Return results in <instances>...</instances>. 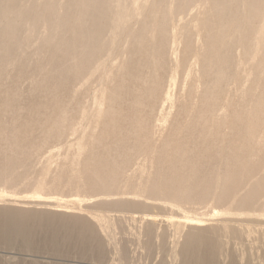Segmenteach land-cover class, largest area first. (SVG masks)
Returning <instances> with one entry per match:
<instances>
[{
	"label": "bare ground",
	"instance_id": "6f19581e",
	"mask_svg": "<svg viewBox=\"0 0 264 264\" xmlns=\"http://www.w3.org/2000/svg\"><path fill=\"white\" fill-rule=\"evenodd\" d=\"M191 4L197 5L196 20L174 30L178 13H186ZM238 45L244 47L245 55L251 50L255 53L249 61L262 57L264 0H0V186L11 189L0 190V204L33 205V209L0 205V243L9 245L20 238L30 248L39 231L42 244L57 253L61 242L78 241L86 249L101 235L110 237L114 226L101 207L125 211L146 206L145 200L165 199L172 207L189 201L191 189L184 192L180 183L167 187L156 181L136 186L134 200L105 199L110 196L104 180L109 179L108 170H95L99 163L86 170L80 159L101 140L96 134L116 116L122 94L131 99L134 111L144 100L154 103L162 78L168 72L169 81L174 83L188 53L209 79L205 100L214 99L215 90L226 83L232 67L230 55ZM169 47L182 50L183 57L174 60L168 71ZM213 51L218 53L216 58L210 55ZM93 82L98 83V89L93 90ZM171 96L166 94L165 100L171 101ZM68 129L77 135L76 142L68 144L57 159L55 155L42 157L37 168L39 154L33 142L47 145L62 140ZM86 183L88 188L100 190L95 196L103 198L86 204L91 197L84 193ZM28 186L30 200L13 198L22 194L17 188ZM247 186L250 192L242 195L243 187L232 195L227 187L204 196L231 200L239 194L236 201L243 204L248 193L255 194L256 185ZM64 190L73 193H55ZM54 195L57 197L52 198ZM64 198H73L68 208L87 214L53 210L49 200H58L56 207H63L59 202ZM63 203L67 205V201ZM232 210L215 214L224 218L216 227L200 228L202 219L195 217H185L192 223L169 222L179 232L188 228L174 252L179 264H220L221 259H227V264H242L236 256L221 252L220 239L236 235L239 228L235 225L233 229L230 223H249L236 218ZM134 220L146 223L148 235L152 232L155 221L151 215ZM252 233L246 225L244 234Z\"/></svg>",
	"mask_w": 264,
	"mask_h": 264
},
{
	"label": "rangeland",
	"instance_id": "374dc122",
	"mask_svg": "<svg viewBox=\"0 0 264 264\" xmlns=\"http://www.w3.org/2000/svg\"><path fill=\"white\" fill-rule=\"evenodd\" d=\"M187 10V15L184 12L178 13L174 30H177L178 25L179 30L184 23L196 20L197 5L191 4ZM195 45L199 43L196 42ZM244 50L241 45L234 48L230 55L232 67L227 71L226 83L215 90V98L210 101L204 98L209 79L203 75L202 66L194 60L192 53L186 54L185 62L179 67L176 85L169 81L168 72L162 78L154 103L149 104L144 100L137 107L138 110L134 111L130 105L131 99L125 93L122 94L117 101L119 111L115 113L116 116L108 127L96 134L101 140L95 143L94 150L80 159L82 167H87L86 170L95 168L93 163L100 164L95 170H108L109 179L104 180L108 181L106 185L109 188L105 189L111 197L105 196V199L134 200L136 186L156 181L167 187L180 183L184 192L191 189L189 201L172 207V203L165 199L145 200L148 203L146 206L125 211L101 207L104 208L103 213L109 215L114 223L110 237L101 235L90 242L86 249H82L78 241L61 242L57 253V250L42 244V234L37 231L33 247L30 248L20 238L9 245L0 243V264H179V259L174 258V252L179 250L183 234L188 228L179 232L169 222L184 224L188 221L185 217H195L202 219L198 226L200 228L216 227L224 218L215 214L229 208L233 209L232 213L237 215L236 218L249 223H230L235 230L239 227V231L236 230L234 236L220 239L223 243L221 252L236 256L238 263L264 264V46L260 51L262 57L254 61L249 60L255 53L252 54L251 50L249 55H245ZM178 52L180 53L176 55ZM210 55L216 58L218 53L213 51ZM182 57V50L169 47L166 57L168 71ZM248 62L250 63L247 65ZM185 75L189 79H185ZM92 85L93 90L99 88L97 82ZM165 93L173 95L171 101L165 100ZM25 100L26 103L29 102V96ZM86 129L87 126L84 127L85 131ZM88 132L89 129L86 134ZM76 139L77 135H73L68 129L62 140L47 145L40 144L39 140L34 141V148L39 154L36 167L40 166L39 159L42 157L46 159L55 155L57 159L58 155L65 153L66 146L75 143ZM88 183L84 193L91 197L86 204H93L94 200L103 197L95 196L100 190L92 186L88 188ZM250 184H255L256 189L255 194L248 193L247 204L236 201V197L250 192L249 186L244 187ZM227 187L232 189L229 195L234 190L243 188L240 195L232 198V201L210 196L214 191ZM2 189L5 188L0 186V190ZM17 189L22 194L13 197L14 199L23 202L31 199L29 186ZM5 190L9 192L11 189ZM207 192L210 195L204 196ZM55 193L69 195L73 191ZM8 197L6 195L7 199ZM49 201L53 202L52 209L57 212L87 214L79 209L68 208L73 198H64L66 206L59 202L63 207H56L58 200ZM0 205L33 209V205L20 202ZM142 215H151L155 221L149 235L146 233V223L134 220ZM246 225L253 229L250 236L244 234ZM225 260L221 259L220 262L227 264Z\"/></svg>",
	"mask_w": 264,
	"mask_h": 264
}]
</instances>
